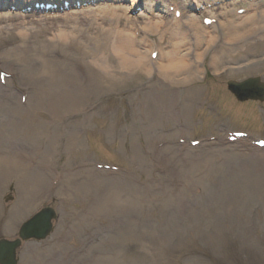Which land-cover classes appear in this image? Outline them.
<instances>
[{
    "label": "rangeland",
    "instance_id": "1",
    "mask_svg": "<svg viewBox=\"0 0 264 264\" xmlns=\"http://www.w3.org/2000/svg\"><path fill=\"white\" fill-rule=\"evenodd\" d=\"M22 1L30 0H0V28L31 29L26 43L35 48L36 65L44 54L61 59L62 70L87 84V63L91 73L104 64L108 79L118 74V85L103 93L91 90L89 104H80L88 113L83 124L82 115H73L81 147H61L53 160L34 159L31 169L40 171L42 182L28 188H38L39 202L8 233L11 210L27 191L13 174L1 189L0 239L17 238L23 221L44 206L58 214L47 239L18 249L19 264H98L100 259L104 264H264V189L255 187L264 184V174L241 177L237 192L228 187L239 169L264 171L256 158L264 148L254 141L264 138V102H240L228 89L229 80L264 78V0H88L87 6H59L54 15L32 16ZM182 12L197 17L193 25L180 18ZM156 21L161 27H154ZM23 40L17 32H0V106L8 103L20 112L26 110L16 96L27 107L29 95L53 80L31 75L23 83L25 63L3 59V52ZM42 45L49 47L46 53L39 51ZM82 45L91 55L85 56ZM226 47L227 62L217 72L213 59ZM171 60L183 71L162 69ZM187 77L189 83L169 86ZM158 88L163 93L168 88L174 122L165 116L153 122L149 98ZM188 88L198 90L199 98L187 122L181 116ZM36 94L32 106L39 104ZM33 116L48 120L40 111ZM237 132L253 136L231 141ZM28 135L12 140L10 151L33 152ZM236 150L252 157L232 155ZM209 159L214 167L201 168ZM125 180L130 185H123L122 203L134 207L90 212L100 195ZM184 215L197 219L190 222ZM171 218L175 229H183L182 237L168 232Z\"/></svg>",
    "mask_w": 264,
    "mask_h": 264
},
{
    "label": "bare ground",
    "instance_id": "2",
    "mask_svg": "<svg viewBox=\"0 0 264 264\" xmlns=\"http://www.w3.org/2000/svg\"><path fill=\"white\" fill-rule=\"evenodd\" d=\"M11 1V0H10ZM15 1V0H13ZM25 1H22L24 3ZM202 2V1H201ZM200 2V3H201ZM27 3H31V0L28 2H25V7L27 6ZM135 3V0L133 1ZM198 5H200L198 3ZM123 13H126V10H122ZM75 13V12H72ZM184 12L181 14V19H186V23H191L190 25H193L194 21L197 17L195 16H189V18H186L183 15ZM11 17V16H10ZM162 21H156L154 24V27L159 28L162 24ZM19 24L12 25L9 24L8 27H2L0 28L1 34H10L13 32H17L19 35H21L24 40L22 41V44L11 48L9 50H6L3 52V59L7 63H25L26 65V78H23V83H28V81L31 78V75L43 78L44 76H51L53 78L52 81H50L48 84L40 85L41 87L38 88L37 94L33 93L32 95H29V102L27 107L21 105L19 96H16L17 100L19 101V105L21 109L26 110V112H20L21 110L13 109V107L8 103H1L0 106V112L2 113L0 115V191L5 187V184L7 180H9L10 176L13 174L17 178L21 179L19 182L21 185H23L24 189L27 191V193H22L20 199L17 201V203L13 206V209L11 210L10 218L5 224L6 226V233L10 232V230L13 228L15 222L20 218L26 215L31 211V208L33 206H36L38 204V195L39 192L38 188L37 190L34 189L35 194H33V190H29L28 186L30 184L34 186L41 185L42 177L40 175V171H32V164L35 158H38L40 160L42 159H54L53 157H56L59 148L63 147L66 150H72L76 149L75 147H81L82 137L78 134V132L75 129V126H77L76 123L72 122V119L75 115H82V121L88 116L87 112L82 110L83 106L80 109V104L82 103L89 104L91 100V90L95 89V91H98L100 93H103V89L106 88V86H117L118 85V74H114L110 76L108 79L107 75L103 71V65H100V67H96V70L94 73L89 72L90 65L87 63V73L89 75L87 84H84L82 79H78L77 75L72 72L70 75L69 73L62 70V60L61 59H46L42 58L45 57V54L42 57L36 58L38 60V64L36 65V62L33 58V54L35 52V48L28 47L27 46V39L29 37V34L31 32L30 28H22V29H16ZM21 25V23H20ZM11 28L13 30H11ZM215 28V26H214ZM6 29V30H5ZM200 32L196 30V35L198 36L200 40ZM264 35V32H263ZM215 37H212L209 42H213ZM198 45V44H197ZM49 48L45 45H42L40 47L39 51L41 53H46L45 50ZM228 48H224L222 51H220L219 54H217L214 59V66L216 67V71L220 72L221 68L224 66V64L227 62V54H228ZM82 49L85 52V56L91 55V50H87L83 45ZM38 51V52H39ZM95 55V53H93ZM226 57V58H225ZM99 60V59H98ZM40 61V62H39ZM180 61V60H179ZM181 62V61H180ZM169 69L168 71H172L175 73H179L183 71V68L177 67V62L171 60L167 66L162 67V69ZM41 75V76H39ZM165 75V73L163 74ZM169 75V74H168ZM170 78V75L167 76ZM190 77L185 78L183 81H180L179 83H169L171 89L177 88V86H182L183 84L189 83ZM75 83V86H71V81ZM47 88V89H46ZM164 88H158V93L155 96H152L149 98L150 100V113L153 114V122L157 123L158 120L163 118V116L168 117L172 122H174L176 115L173 114V102L172 99L169 98V92L168 88L163 93L162 90ZM46 92V94H45ZM39 96V104H35L32 106V98L35 96ZM199 92L196 89H184V105L182 110V116L187 122L189 111L192 107V104L196 99L199 97ZM174 100V99H173ZM191 101V102H190ZM79 104V105H78ZM85 107V106H84ZM27 108V109H26ZM75 108H79L78 110H75ZM82 110V111H81ZM40 111L45 113L48 116V120L37 122L34 121V112ZM76 113H75V112ZM7 112H13L14 116L7 117ZM163 112H165L167 115H165ZM11 114V113H10ZM26 114V115H25ZM74 115V116H73ZM9 116V115H8ZM20 117V118H19ZM26 120H24L25 118ZM76 124V125H75ZM27 136V140L29 142V145L32 146V151L26 154L20 153L14 154L11 150V142L12 140L18 139V137H24ZM14 138V139H13ZM27 152V151H26ZM232 155L241 156V158H249L252 157V154H247L244 151H232ZM256 158L264 162V153L262 154H256ZM36 165V163H34ZM215 161L212 159L207 160L204 164L201 165V168L206 169V166L214 167ZM258 166H260V163H258ZM211 168H209L211 170ZM31 171H30V170ZM253 169L256 170H250V169H239L234 175L231 181L228 183V187L230 191H239L241 190L240 183H241V177L244 178H251V174L259 175L263 177L264 171L259 169V167H255ZM252 171V172H251ZM254 172V173H253ZM250 176V177H248ZM257 180V179H256ZM255 179L252 181H256ZM126 181V180H125ZM254 183V182H253ZM126 185V188H129L130 183H114V187L112 186L110 189H108L106 195L102 194L99 196L98 200H96L95 204H93L90 207V212L95 208H107V210H114L117 207H123L131 209L134 207V202H125L126 204L122 203L123 198L121 197L123 191L126 189L123 188V185ZM128 184V185H127ZM254 184L252 185L253 189ZM244 189H246L245 186H243ZM256 188L261 189V191L264 189V184L255 185ZM251 189V190H252ZM61 191V190H60ZM232 191V192H233ZM2 192V191H1ZM234 193V192H233ZM1 194V193H0ZM2 203L0 202V215H2ZM185 220L192 221L196 220L197 218H193L190 216H183ZM187 217V218H186ZM174 218V217H173ZM169 219L167 221L168 227L167 230L169 233H176L180 237H182L183 229H175V225L177 224L176 219ZM24 222V221H23ZM195 222V221H194ZM99 260V259H98ZM97 260V261H98ZM98 264H104V261H101V259L98 261Z\"/></svg>",
    "mask_w": 264,
    "mask_h": 264
},
{
    "label": "water",
    "instance_id": "3",
    "mask_svg": "<svg viewBox=\"0 0 264 264\" xmlns=\"http://www.w3.org/2000/svg\"><path fill=\"white\" fill-rule=\"evenodd\" d=\"M229 88L240 100H264V83H262L261 79L258 77L249 78L242 82L230 81ZM53 216V211L51 212L48 210L36 215L23 230L22 238H44L50 232L51 218ZM19 244L20 240L12 243L3 241L0 244V260L3 264L17 263L16 248Z\"/></svg>",
    "mask_w": 264,
    "mask_h": 264
}]
</instances>
